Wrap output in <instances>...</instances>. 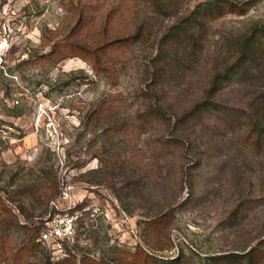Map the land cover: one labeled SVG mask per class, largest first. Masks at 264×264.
I'll return each mask as SVG.
<instances>
[{
	"label": "rangeland",
	"instance_id": "obj_1",
	"mask_svg": "<svg viewBox=\"0 0 264 264\" xmlns=\"http://www.w3.org/2000/svg\"><path fill=\"white\" fill-rule=\"evenodd\" d=\"M207 1L0 0V264H71L62 262L69 252L58 259L48 245L26 243L73 202L77 264L84 255L101 264H247L217 257L264 237V146L253 148L248 127L225 129L211 114L183 121L182 142L172 126L203 98L237 37L264 32V0L244 14L206 16L195 52L185 34L166 38ZM124 30L140 33L107 50L115 75L94 68L81 39ZM66 37L71 48L60 46ZM260 46L248 84L217 95L244 118L257 106L264 113ZM62 52L70 56L60 61Z\"/></svg>",
	"mask_w": 264,
	"mask_h": 264
},
{
	"label": "trees",
	"instance_id": "obj_2",
	"mask_svg": "<svg viewBox=\"0 0 264 264\" xmlns=\"http://www.w3.org/2000/svg\"><path fill=\"white\" fill-rule=\"evenodd\" d=\"M251 3V0L245 2H240L237 0H211L205 3H202L196 7V9L190 14V16L184 19L180 24L175 25L170 33L166 35V38L177 37L181 38L183 34L186 35L187 46L190 52H195L197 48V42L199 41V32L203 24H206V16L220 17L226 13H238L244 14L248 8L247 5ZM84 9L81 10V14L78 20V24L85 20ZM106 34L102 39L97 40H87V38H82L81 40L85 41V45L88 47V51L92 53L94 63V68L103 67V71L107 72L110 76L115 75L117 60L107 54V50L117 43H126L130 44L133 39H135L140 33L139 30L130 31L124 30L119 31L118 33L109 35V31L105 32ZM73 34V32H72ZM71 37L64 39L60 46L69 47L71 44L65 46L66 42H75L69 40ZM80 41V40H78ZM264 43V32L261 30H256L254 27H251L249 31H243V33L237 37L234 41V47L230 57L220 58L215 63L214 73L210 80L209 87L205 90L203 98L193 105L192 108L180 114L176 118L173 126L172 132L173 137L177 142H182L183 138L177 133V129L181 128V123L183 121H191L193 119L203 118L204 114L214 115L220 123L224 124V128L228 126L231 131L243 130L244 127H248L247 133L245 132V137L251 139V144L253 148H260L264 146V113L262 112L263 106H257L252 113H248L245 116L240 114V110L225 108V105L222 104L218 99L217 95L223 89L230 85L246 86L247 79L249 75H252L254 72V64L257 61V52L261 49V43ZM263 46V45H262ZM63 47V48H64ZM108 55V56H107ZM70 56L68 53H61L60 61ZM103 57H106L104 60ZM102 64V65H100ZM257 72V70H255ZM258 73V72H257ZM253 77L255 75H252ZM252 103L255 104V98L252 99ZM217 128L222 129L219 125H215ZM41 231V230H40ZM38 236L28 240L26 246L38 245ZM74 247H70L69 244L66 245V250L69 252L68 258L62 260V262L68 261L71 264H77L76 252ZM229 256H218V259L225 258H234L236 263L241 261H246L247 264H264V237L252 245L244 254L233 253L226 254ZM72 257V258H71ZM156 260V259H155ZM158 260V259H157ZM173 259H167V262L172 261ZM61 261L53 262L52 260L47 264H60ZM79 264H101L100 262H95L88 256H83L80 259Z\"/></svg>",
	"mask_w": 264,
	"mask_h": 264
},
{
	"label": "built area",
	"instance_id": "obj_3",
	"mask_svg": "<svg viewBox=\"0 0 264 264\" xmlns=\"http://www.w3.org/2000/svg\"><path fill=\"white\" fill-rule=\"evenodd\" d=\"M0 63L3 61L2 57ZM62 198L68 202L72 201V196L68 190L63 191ZM55 205V202H53ZM73 206L66 207L50 214L46 220L45 227L40 231L38 242L51 247L53 257L60 259V256L67 253L66 245L74 238L77 223L81 214ZM72 210V211H71ZM75 210V211H74ZM77 211V212H76Z\"/></svg>",
	"mask_w": 264,
	"mask_h": 264
}]
</instances>
